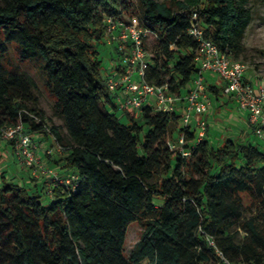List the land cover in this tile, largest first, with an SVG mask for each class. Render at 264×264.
Here are the masks:
<instances>
[{"label": "trees", "instance_id": "obj_1", "mask_svg": "<svg viewBox=\"0 0 264 264\" xmlns=\"http://www.w3.org/2000/svg\"><path fill=\"white\" fill-rule=\"evenodd\" d=\"M249 2L0 0V126L20 122L47 138L48 127L64 168L77 176L74 190L53 188V198L0 176V264H223L217 251L231 263L264 264L262 143L226 139L213 147L205 138L188 146L184 158L167 146L178 133V113L144 106L142 124L126 111L128 122L121 123L96 49L104 38L103 12L121 8L136 16L157 36L147 40V80L180 94L197 74L190 15L196 12L205 36L233 58L253 18ZM10 44L20 62L38 64L64 133L37 109L34 79L6 65ZM209 91L218 96L223 86ZM33 113L40 123L29 118ZM185 135L191 144L195 132ZM241 194L259 197L247 218ZM131 223L143 232L126 257ZM235 229L248 235L245 241H234Z\"/></svg>", "mask_w": 264, "mask_h": 264}, {"label": "built area", "instance_id": "obj_2", "mask_svg": "<svg viewBox=\"0 0 264 264\" xmlns=\"http://www.w3.org/2000/svg\"><path fill=\"white\" fill-rule=\"evenodd\" d=\"M102 17L106 45L117 48L118 62L106 77V87L118 111L133 114L149 106L158 112L178 113V133L167 141V146L188 158V146L192 149L206 138L205 115L211 106L205 84L207 73L220 80L223 94L233 98L239 111L248 115L253 134L264 146V89H256L244 81V65L222 54L217 45L205 36L196 12L190 15L187 33L196 43L194 63L197 74L180 94L170 92L167 83L158 85L147 80V71L152 63L146 46L147 40L157 37L154 32L142 25L136 16H127L121 8L103 12ZM29 118L37 124L41 121L36 113L29 114ZM44 121L47 122V119L44 118ZM187 129L195 132L191 144L186 140ZM44 130L49 135V142L43 139V133L27 132L20 122L13 126H0V147H5L2 156L13 159L19 168L30 170L32 178L46 182L47 196L53 198V188L74 190L77 176L62 175L60 170L46 164L48 158L61 154L62 150L50 135L48 127ZM207 240L213 245L212 239ZM217 252L223 264H245L243 261L231 263Z\"/></svg>", "mask_w": 264, "mask_h": 264}, {"label": "rangeland", "instance_id": "obj_3", "mask_svg": "<svg viewBox=\"0 0 264 264\" xmlns=\"http://www.w3.org/2000/svg\"><path fill=\"white\" fill-rule=\"evenodd\" d=\"M158 2H185L187 0H156ZM253 18L248 24L242 43V51L237 57L230 58L234 61L240 62L245 67V82L256 89H264V0H250L249 5ZM9 54L5 60L6 65L11 70H19L25 72L31 76L36 83L35 95L38 97L37 109L42 111L44 117L47 119L50 125L59 127L62 133L64 128L62 122L53 116V105L54 100L44 87V80L38 70V64L33 61L20 62L18 58V49L15 45L10 44ZM98 51V57L101 61V75L106 78L110 74L114 65L118 62V55L114 49V46L106 45L104 38L96 44ZM168 81V78H166ZM207 91L211 94L210 87L207 86ZM213 96V110H211L209 120L207 122V133L206 138L213 147H218L224 140L231 139L239 143L250 142L256 145L258 142L261 143L254 134L252 127L249 124L248 119L242 115L238 109H231L227 111L228 104H233L235 101L231 97L223 98L219 94ZM223 98L224 100H220ZM235 105L233 104V107ZM108 111L111 108L107 107ZM231 111V112H229ZM136 116L137 122L141 123V116L139 111L133 113ZM116 117L123 124H126L128 120L124 114L120 111L115 112ZM176 135H174L175 137ZM47 137L43 136V139ZM46 141V140H45ZM5 147H0V176L5 175L7 181H10L22 188L28 190L29 193H33L36 189L39 190L41 195L46 196V182L43 184L41 180L32 178L30 170L26 168L16 167L13 159H7L2 156V150ZM65 155H56L53 158H48L46 161L47 165L53 166L55 169L64 170L63 160ZM62 174H73L72 171H67ZM262 180H264V171H262ZM36 184V186H35ZM45 192V193H44ZM256 196V194H255ZM251 196L250 194H241L242 203L244 206V218L250 216V213L256 212L259 206V197ZM143 230L138 223H131L126 227L125 233V245L124 254L126 257L130 256L141 237ZM248 235L244 234L241 230L235 229L233 231V238L236 243L245 241ZM140 264H148V261H143Z\"/></svg>", "mask_w": 264, "mask_h": 264}, {"label": "crops", "instance_id": "obj_4", "mask_svg": "<svg viewBox=\"0 0 264 264\" xmlns=\"http://www.w3.org/2000/svg\"><path fill=\"white\" fill-rule=\"evenodd\" d=\"M205 81H206V83H207V86H209V87H221V86H223V84L220 82V80H218L216 77H214L213 75H211V74H207V73H205ZM206 92H207V95H208V98H209V100H210V103H211V106H210V110H209V112H211V110H213V105H214V102H213V94L211 93H209L208 91H207V89H206ZM219 94L220 95H222L223 96V98L225 97V98H227V96H225L224 94H223V92L221 91V92H219ZM217 97H219V95L217 96ZM223 98H220V100H224ZM233 104L235 105L234 107H233ZM233 104H228V106H227V111L228 110H231V109H238V106H237V104L234 102ZM239 110V109H238ZM207 113L205 116H206V120H209L208 119V117L210 116V113ZM229 112H231V111H229ZM241 112V111H240ZM242 113V115L243 116H245L247 119H248V115L246 114V113H243V112H241ZM208 122V121H207ZM176 135V134H175ZM46 141H50V139L49 138H46L45 139ZM1 150V149H0ZM16 165V164H15ZM16 167H18L17 165H16ZM68 170H66V169H64V170H61V173H64V172H67ZM5 176V175H4Z\"/></svg>", "mask_w": 264, "mask_h": 264}]
</instances>
